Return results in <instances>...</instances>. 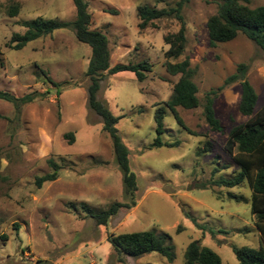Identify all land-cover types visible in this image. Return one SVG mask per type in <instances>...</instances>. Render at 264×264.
<instances>
[{"label":"rangeland","instance_id":"374dc122","mask_svg":"<svg viewBox=\"0 0 264 264\" xmlns=\"http://www.w3.org/2000/svg\"><path fill=\"white\" fill-rule=\"evenodd\" d=\"M86 1L91 29L109 39L112 68L144 61L152 65L143 82L131 72L107 74L97 95L120 118L117 129L137 176L133 198L137 204L120 210L107 226H98L87 213L133 200L125 194L112 139L89 106L91 82L86 74L91 47L79 42L73 30L62 29L22 50L11 48L13 35L26 32V22L38 18L73 22V1L0 0V91L17 97L45 94L19 114L13 104L0 100V264H122L110 239L145 231L172 237L174 261L158 253L121 256L127 264H186V248L195 240L216 252L223 264H239L234 247L257 248L263 242L250 204L227 197L250 200L248 183L234 188L216 185L240 172L228 135L252 120L239 111L241 83L225 82L240 64L248 66L246 78L259 97L258 116L264 108L262 50L244 35L211 47L207 24L217 6L188 0L182 11L185 52L177 60L169 59L165 38L177 34L182 23L175 17L162 18L141 30L138 8L171 9L181 0ZM15 6L19 14L11 17ZM259 6H264L263 0L250 1V7ZM186 59L194 70L201 105L177 112L193 134L178 126L166 109L162 141L178 146L151 149L157 138L155 112L165 107L180 78L169 75L165 65ZM223 86L214 109L224 134L211 131L203 110L206 94ZM70 133L73 144L66 136ZM50 162L61 168L58 179L38 189L37 178L54 171ZM192 219L208 229H198Z\"/></svg>","mask_w":264,"mask_h":264},{"label":"trees","instance_id":"16d2710c","mask_svg":"<svg viewBox=\"0 0 264 264\" xmlns=\"http://www.w3.org/2000/svg\"><path fill=\"white\" fill-rule=\"evenodd\" d=\"M76 8V18L73 22H59L57 20H45L38 18L26 22V32L24 34H14L11 39L12 50H22L29 43L52 35L57 30L71 29L75 32L79 42L91 47L92 56L87 69V77L90 79L88 87V99L91 110L100 116L104 122L103 130L112 139L113 150L116 163L123 177V186L126 196L134 198L137 191V176L130 168L129 149L121 139L117 125L119 117H115L108 106L99 101L98 92L101 89V82L108 75H116L123 72H131L139 82H143L147 73L152 72V65L146 61L135 65H119L111 67V51L109 39L106 34L99 30H92V16L89 12V4L86 0H72ZM217 6V13L210 17L207 27L211 47L215 48L220 44L235 40L239 35H244L247 39L256 44L264 54V6L256 8L250 7L251 0H206ZM264 1V0H263ZM188 0H181L176 8L154 9L147 5L138 8L139 28L144 30L152 25V22L162 18L175 17L181 23V29L177 34L168 35L165 38L169 50L166 56L169 59L177 60L185 52L187 38L186 26L184 24L182 11ZM11 17L19 14L18 6L10 9ZM0 62V69H1ZM166 71L171 76H180L178 82L173 87L170 100L165 103V107L158 108L155 112L156 135L152 148L168 147L174 148L178 143H164L162 136L165 134L164 114L166 109L171 111L178 126L189 134H193L184 124L177 112V108L194 110L200 107L201 103L197 96L198 87L193 81L194 70L191 68L189 59L183 62L172 64L167 62ZM248 66L240 64L236 74L230 76L225 85L240 82L242 87L240 113L245 117H252V120L235 126L228 135V144L236 148L232 156L233 161L241 168L240 172L232 179H220L217 186L234 188L247 182L252 190L250 200L244 196L228 194L230 200L236 202H246L250 204V211L255 218V227L259 232L263 245L260 247H234V253L239 264H264V108L257 116L255 109L258 103V95L247 80ZM224 89L211 90L206 94L203 105L204 116L211 131L223 133L224 128L215 115V100L219 92ZM45 97V94H28L17 97L10 92L0 91V100L7 101L14 105L19 114L23 106L38 101V98ZM255 117V119H254ZM254 119V120H253ZM70 143H74V135H66ZM231 149V148H230ZM232 153V149H231ZM54 167L52 174L37 178L36 186L41 189L45 183L54 182L58 179L60 166L50 162ZM133 199L128 203H114L107 210L94 212L87 210V213L95 220L98 226H107L110 219L115 217L120 210H131L136 206ZM85 208L86 206L83 205ZM75 207V206H74ZM193 223L198 229L206 231L208 228L199 224L195 219ZM215 235L217 232L210 229ZM221 233V232H220ZM225 233V232H222ZM116 254L120 257L119 262L127 264L121 256L139 258L145 254L158 253L167 258L170 262L175 259V247L172 244V237L169 234L159 235L156 232L145 231L138 233L122 234L110 239ZM186 264H223L221 257L212 249L205 247L201 241H192L185 251Z\"/></svg>","mask_w":264,"mask_h":264}]
</instances>
